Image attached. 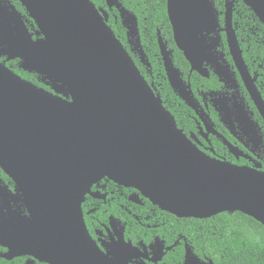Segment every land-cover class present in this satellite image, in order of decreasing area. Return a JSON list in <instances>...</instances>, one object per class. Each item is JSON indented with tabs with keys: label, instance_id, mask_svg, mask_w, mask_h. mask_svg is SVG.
<instances>
[{
	"label": "water",
	"instance_id": "obj_1",
	"mask_svg": "<svg viewBox=\"0 0 264 264\" xmlns=\"http://www.w3.org/2000/svg\"><path fill=\"white\" fill-rule=\"evenodd\" d=\"M17 1L39 37L33 39L18 10L0 0V57L19 59L23 70L48 79L55 94L0 62V167L44 227L47 262L122 264L99 251L83 221L81 204L103 179L136 189L180 219L239 212L264 227V173L199 152L140 75L104 10L91 0ZM105 2L111 7L117 0ZM166 2L175 44L199 71L213 44L205 43L207 35L218 26L214 4ZM242 3L264 27V0ZM233 4L226 5L225 30L233 61L246 77ZM121 18L137 32L133 15L123 11ZM159 46L175 77L161 38ZM247 88L260 100L252 84Z\"/></svg>",
	"mask_w": 264,
	"mask_h": 264
},
{
	"label": "flooded vegetation",
	"instance_id": "obj_2",
	"mask_svg": "<svg viewBox=\"0 0 264 264\" xmlns=\"http://www.w3.org/2000/svg\"><path fill=\"white\" fill-rule=\"evenodd\" d=\"M5 1L15 7L10 0ZM211 1L218 26L215 32L207 35L205 43L211 44L213 39V44L207 49L199 71L192 69L177 48L170 22L175 48L170 47L156 29L155 53L148 46H153L152 40L146 39L141 30L144 24L121 0L111 7L104 0L105 8L91 2L107 13V25L110 16L120 24L123 37L117 39L154 95L173 116L177 128L199 152L213 160L264 173V34L256 27L239 33L238 38L234 3L232 28L246 68L247 76L243 77L233 61L225 30V10L230 1L225 2L221 12L215 1ZM123 11L135 17L137 32L133 33V26L121 18ZM18 12L33 39L39 37L26 10L27 17ZM160 38L169 52L175 77L169 76L164 66ZM251 42L256 44V50L245 58V46L248 44V51ZM176 51L183 59L179 60L182 67L176 63ZM151 59L160 64L163 78L160 69L154 70ZM15 61L19 69L33 73L23 70L19 59L8 61L0 57V62L10 70L7 64ZM39 80L43 86L37 88L55 94L48 79L39 76ZM163 80L167 88L161 85ZM251 84L260 99L257 102L247 88ZM90 193L94 196L87 194L81 204L84 225L96 247L110 260L121 258L122 264H224L199 254L190 237L178 232L176 219L180 218L162 211L136 189L103 179L91 187ZM39 222L34 220L18 183L0 167V264H50L46 261L49 241Z\"/></svg>",
	"mask_w": 264,
	"mask_h": 264
},
{
	"label": "trees",
	"instance_id": "obj_3",
	"mask_svg": "<svg viewBox=\"0 0 264 264\" xmlns=\"http://www.w3.org/2000/svg\"><path fill=\"white\" fill-rule=\"evenodd\" d=\"M96 7L105 8L104 0H91ZM215 6L219 12L223 10L226 1L231 0H214ZM15 7L27 17L25 10L17 0H10ZM121 2L139 18L140 23L144 24L145 38L152 40L153 46H149L157 53L155 44L156 29H159L163 37L169 42L170 47L175 48L172 42L171 27L166 13L165 0H121ZM235 17L237 22V34L246 33L247 29L260 28L264 34V27L254 16L252 11L247 8L241 0H235ZM239 16V18H237ZM29 24L32 22L29 20ZM247 24L248 26H245ZM109 27L114 31L116 37L122 38L123 33L119 23H115L114 18L110 16L108 21ZM249 50L246 51L248 44L245 46L244 57L252 54L256 50V44L251 42ZM176 63L182 67L179 60H183L179 52H175ZM154 70L163 71L160 64L151 59ZM12 70L25 80L35 86L42 87L39 76L34 73H26L18 68L17 62L7 64ZM167 88L163 80L161 84ZM175 117L176 113L173 108L170 109ZM175 218V217H172ZM178 232L185 237H190L191 242L197 252L206 256L213 262H222L224 264H264V227L254 219L245 216L239 212L232 214L222 213L215 217L203 220L197 219H176Z\"/></svg>",
	"mask_w": 264,
	"mask_h": 264
}]
</instances>
